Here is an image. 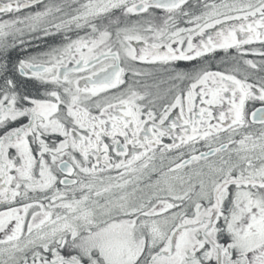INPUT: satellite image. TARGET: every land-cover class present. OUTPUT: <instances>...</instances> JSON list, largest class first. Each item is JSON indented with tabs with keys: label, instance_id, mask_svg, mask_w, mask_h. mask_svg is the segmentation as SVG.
<instances>
[{
	"label": "snow or ice",
	"instance_id": "1",
	"mask_svg": "<svg viewBox=\"0 0 264 264\" xmlns=\"http://www.w3.org/2000/svg\"><path fill=\"white\" fill-rule=\"evenodd\" d=\"M0 206V264H264V0H0Z\"/></svg>",
	"mask_w": 264,
	"mask_h": 264
},
{
	"label": "flooded vegetation",
	"instance_id": "2",
	"mask_svg": "<svg viewBox=\"0 0 264 264\" xmlns=\"http://www.w3.org/2000/svg\"><path fill=\"white\" fill-rule=\"evenodd\" d=\"M191 3H195V0H190ZM84 33L81 32V35H83ZM62 43V38L57 36V37H48L45 38L43 40H36L33 41V46L29 49V53L30 54H37L40 51H47L49 48L51 47H56L58 45H60ZM233 54H234V50ZM21 57L23 56V53H20ZM215 59L212 60L209 63V67L212 70H225L227 68H230L231 65L230 63H224V59H225V53L222 51H218L217 53L213 54ZM247 59H255V60H259V57H255V56H247L245 57ZM177 64V66L180 69H184L187 70L189 68L192 67L193 64H196V61H177L175 62ZM131 77H126V79H130ZM144 83L148 84V85H158L159 86V91L160 90H165L167 91V89L170 87V81L168 78V74L163 72L162 70L159 72H156L152 77H148L144 79ZM123 87V86H121ZM151 90L155 91V88H152ZM33 93L35 94V90L33 89ZM165 142H168L167 140H165ZM3 206H0V210H2Z\"/></svg>",
	"mask_w": 264,
	"mask_h": 264
},
{
	"label": "rangeland",
	"instance_id": "3",
	"mask_svg": "<svg viewBox=\"0 0 264 264\" xmlns=\"http://www.w3.org/2000/svg\"><path fill=\"white\" fill-rule=\"evenodd\" d=\"M4 18H7V17H4ZM161 94L165 93L166 91L165 90H160Z\"/></svg>",
	"mask_w": 264,
	"mask_h": 264
}]
</instances>
